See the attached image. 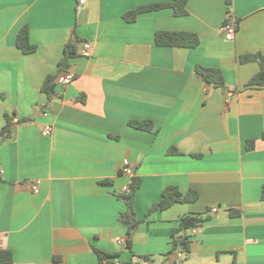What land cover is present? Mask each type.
<instances>
[{
  "label": "crops",
  "instance_id": "crops-1",
  "mask_svg": "<svg viewBox=\"0 0 264 264\" xmlns=\"http://www.w3.org/2000/svg\"><path fill=\"white\" fill-rule=\"evenodd\" d=\"M79 1L0 0V131L10 130L0 137V250L12 264H99L96 251L122 263L264 264V88L248 87L260 59L241 62L264 55V0H188L186 16L163 8L133 21L138 8L172 0ZM230 13L240 22L233 40L222 31ZM24 27L32 54L17 47ZM158 32L195 33L200 44L158 46ZM74 33L89 56L80 45L60 70ZM197 66L221 71L227 90ZM67 72L74 80L64 85ZM125 165L141 181L131 234L116 196L133 178ZM168 187L199 199L148 216ZM187 214L209 219L190 232L187 257L170 255Z\"/></svg>",
  "mask_w": 264,
  "mask_h": 264
},
{
  "label": "trees",
  "instance_id": "trees-1",
  "mask_svg": "<svg viewBox=\"0 0 264 264\" xmlns=\"http://www.w3.org/2000/svg\"><path fill=\"white\" fill-rule=\"evenodd\" d=\"M187 4L188 0H172L170 3L143 6L130 13L126 16V18H128L129 21H133L141 13L160 10L163 8H173L175 16L177 17L186 16L188 15ZM155 40L158 46L164 47L195 48L200 44L199 37L195 33L191 32H158ZM81 44L82 39L74 33L72 40L65 46L64 56L59 63L60 70H67L69 60L78 55V47ZM17 47L24 54H32L36 52L37 47L30 41V32L28 27H24L20 30L17 37ZM258 59H260V71L250 80L248 87L264 88V55L262 53H257L241 57L242 63L257 61ZM195 74L209 85L223 91L227 90L224 76L218 69L197 66ZM42 91L48 96L49 101L56 96L53 76L49 75L46 77L42 85ZM130 125L144 131H152L154 127L150 121H133ZM0 137L3 139L9 138V128H5L0 131ZM248 147H251V145ZM172 153L178 152L174 150ZM140 186V179L133 177L127 191L116 193L117 198L125 202L127 205L126 212L121 215L119 220L121 224L128 228L130 234L134 232L141 223V221L137 218L135 207L136 193L140 189ZM198 199L199 194L196 191L192 190L187 194H183L176 187H168L163 191L161 200L150 208L147 215L150 216L154 212L167 210L176 204L194 203ZM262 199H264V188L262 192ZM208 219L209 217L206 214H187L183 216L180 220L179 227L175 229L172 234V249L169 254H182L184 257H187L191 250L190 232L201 228L208 221ZM126 245L127 248L131 250L132 242L130 239L127 241ZM96 254L98 256L99 264H115L116 260H120V256L118 254H107L101 251H96ZM13 261V253L10 250H0V264H12ZM122 264L137 263L129 261L123 262Z\"/></svg>",
  "mask_w": 264,
  "mask_h": 264
},
{
  "label": "built area",
  "instance_id": "built-area-1",
  "mask_svg": "<svg viewBox=\"0 0 264 264\" xmlns=\"http://www.w3.org/2000/svg\"><path fill=\"white\" fill-rule=\"evenodd\" d=\"M79 2L81 4H84L85 0H80ZM239 27H240L239 20L232 13H230L228 15V19H227L226 23L222 26V31H223V33L225 35V38L227 40H233L235 35H236V33H237V31H238V29H239ZM81 45H82V48L80 50V55L85 56V57L89 56V51H90V48H91L90 43L85 42V43H83ZM73 80H74V75L72 73H70V72L65 73L60 78V82L62 84H64V85L71 84ZM44 134L50 135L51 134V128H46L44 130ZM122 172L125 175H127V176H129L131 178L134 175L133 169L129 165H125L122 168ZM39 188H40V186H39L38 182L32 184V189H33L34 193H38L39 192ZM124 191H127V189H125ZM214 211H217V209H214ZM118 243L122 244V243H124V240L123 239H119ZM115 264H122V262H121V260H116Z\"/></svg>",
  "mask_w": 264,
  "mask_h": 264
}]
</instances>
